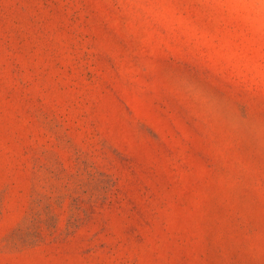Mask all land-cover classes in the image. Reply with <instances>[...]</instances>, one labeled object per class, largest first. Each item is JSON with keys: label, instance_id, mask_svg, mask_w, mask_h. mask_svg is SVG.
Returning a JSON list of instances; mask_svg holds the SVG:
<instances>
[{"label": "rangeland", "instance_id": "obj_1", "mask_svg": "<svg viewBox=\"0 0 264 264\" xmlns=\"http://www.w3.org/2000/svg\"><path fill=\"white\" fill-rule=\"evenodd\" d=\"M262 17L0 0V264H264Z\"/></svg>", "mask_w": 264, "mask_h": 264}, {"label": "clouds", "instance_id": "obj_2", "mask_svg": "<svg viewBox=\"0 0 264 264\" xmlns=\"http://www.w3.org/2000/svg\"><path fill=\"white\" fill-rule=\"evenodd\" d=\"M259 3L264 5V0H259ZM247 33L249 36L253 38H257L260 43V49H261V59L258 61L259 68L256 67V61L254 60H248L247 61V67H244L243 65L240 68V71L242 73H245L248 77H252L256 74L257 71H259L261 76H264V17H262L260 25H259V31L256 30V27L254 25L249 24L247 26ZM231 71V69H229ZM197 89H191L185 90V94L189 97V101L191 103H198V100L195 99L197 94Z\"/></svg>", "mask_w": 264, "mask_h": 264}]
</instances>
